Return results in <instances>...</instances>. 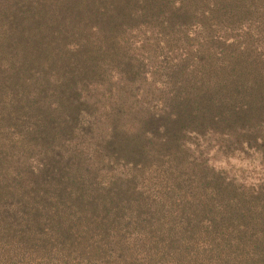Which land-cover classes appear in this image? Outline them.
I'll use <instances>...</instances> for the list:
<instances>
[{"label": "trees", "instance_id": "1", "mask_svg": "<svg viewBox=\"0 0 264 264\" xmlns=\"http://www.w3.org/2000/svg\"><path fill=\"white\" fill-rule=\"evenodd\" d=\"M0 264H264V0H0Z\"/></svg>", "mask_w": 264, "mask_h": 264}, {"label": "rangeland", "instance_id": "2", "mask_svg": "<svg viewBox=\"0 0 264 264\" xmlns=\"http://www.w3.org/2000/svg\"><path fill=\"white\" fill-rule=\"evenodd\" d=\"M214 164L219 168H224L225 164L224 162H219V161H213ZM244 164H246L244 161H236L233 160L232 163L229 165L230 171H233V173H238L240 174L241 172L239 171L242 167L243 169L246 167ZM228 167V166H227ZM233 168V169H232Z\"/></svg>", "mask_w": 264, "mask_h": 264}]
</instances>
